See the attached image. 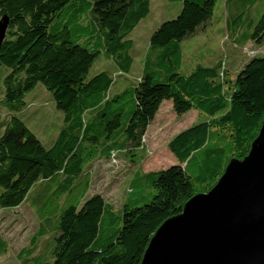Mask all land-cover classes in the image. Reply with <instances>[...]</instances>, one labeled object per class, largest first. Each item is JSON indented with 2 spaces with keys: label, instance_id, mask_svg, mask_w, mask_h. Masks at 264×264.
Returning a JSON list of instances; mask_svg holds the SVG:
<instances>
[{
  "label": "trees",
  "instance_id": "trees-1",
  "mask_svg": "<svg viewBox=\"0 0 264 264\" xmlns=\"http://www.w3.org/2000/svg\"><path fill=\"white\" fill-rule=\"evenodd\" d=\"M167 1L180 10L153 30L132 73L131 34L149 0H0V210L27 202L38 220L19 264H140L158 227L247 155L264 119V0ZM214 23L238 50L250 46L232 76L194 45L183 49ZM37 84L62 116L48 147L18 116ZM163 104L178 119L196 112L216 124L172 135L171 166L149 171L145 136ZM118 159L135 170L115 208L90 194V167ZM9 252L0 236V260Z\"/></svg>",
  "mask_w": 264,
  "mask_h": 264
},
{
  "label": "rangeland",
  "instance_id": "rangeland-1",
  "mask_svg": "<svg viewBox=\"0 0 264 264\" xmlns=\"http://www.w3.org/2000/svg\"><path fill=\"white\" fill-rule=\"evenodd\" d=\"M149 1L151 5L150 14L140 22L131 34V39L134 41L132 73H136L141 69L140 61L146 51L153 30L163 21L174 18L180 10V3H170L167 0ZM219 27H221L220 24L214 23L211 26H204L199 29L194 37L183 43V49L188 53V49L191 50L195 46L196 52L203 55L204 63L221 62L225 68L229 69V75L232 76L234 70L238 69L243 61L247 60L250 46L248 45L242 51L238 50L218 32ZM196 55L198 56V54ZM212 55H217V57L212 60L209 58ZM191 61L194 63V58H191ZM101 65L102 63L99 62L93 66L89 72V77L96 74ZM1 84L2 75L0 72V87ZM25 101L30 107L18 116L39 141L45 147H48L54 134H56V129H53V127L60 125L59 120L60 117L62 118L60 112L55 108L52 96L40 84H37L31 92L26 94ZM201 121H205L210 126L216 124L215 121L210 119H203L196 112H190L183 118L178 119L171 111L169 104L161 105L145 136L148 157L143 168L151 171L171 166L173 160L165 148V143L172 135ZM221 130L227 132L224 128ZM134 170L131 163L120 159L95 163L90 167V172L93 174L90 194L100 192L106 200L113 203L115 208H120L126 193L127 181ZM218 178L214 183H212V180L209 184L206 183L199 187L197 194L206 193V190L210 186H214ZM37 228L38 220L27 202L14 209L0 210V236L10 246L9 254L0 260V264H19L16 260L17 255L21 249L31 246L30 239L36 233ZM44 248H40V252Z\"/></svg>",
  "mask_w": 264,
  "mask_h": 264
},
{
  "label": "water",
  "instance_id": "water-1",
  "mask_svg": "<svg viewBox=\"0 0 264 264\" xmlns=\"http://www.w3.org/2000/svg\"><path fill=\"white\" fill-rule=\"evenodd\" d=\"M7 27L3 17L0 47ZM140 264H264V119L247 155L158 227Z\"/></svg>",
  "mask_w": 264,
  "mask_h": 264
}]
</instances>
